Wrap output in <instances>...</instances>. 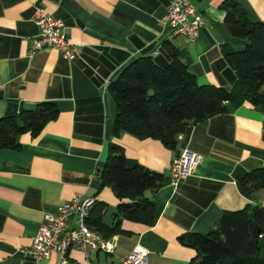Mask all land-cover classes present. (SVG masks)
Returning a JSON list of instances; mask_svg holds the SVG:
<instances>
[{"label":"crops","instance_id":"0c3cea01","mask_svg":"<svg viewBox=\"0 0 264 264\" xmlns=\"http://www.w3.org/2000/svg\"><path fill=\"white\" fill-rule=\"evenodd\" d=\"M172 0H0V116L17 114L43 101L54 102L59 116L37 136L20 137L21 149H0V264H60L59 253L44 260L25 256L45 214L77 194L104 203L103 221L112 226L120 200L97 176L109 142L125 151L127 165L162 172L164 185L146 195L157 205L153 225L122 220L113 253L73 248L70 264H120L134 248L148 251L147 264H190L196 251L179 241L192 232L207 233L225 210L247 204L264 207V189L253 195L240 186L246 172L264 165V111L248 102L180 134L174 149L159 140L122 133L113 138L116 104L108 84L131 61L152 57L166 67L169 41L200 84L232 89L237 74L226 55L248 41L231 34L227 0H191L204 25L194 42L169 38L161 19ZM251 21H264V0H233ZM37 8L62 19L75 47L74 59L59 50L31 52L39 29ZM200 156L193 172L177 187L170 184L173 159L182 150ZM127 201V200H124ZM70 227H76L72 216ZM264 264V233L261 237Z\"/></svg>","mask_w":264,"mask_h":264},{"label":"trees","instance_id":"16d2710c","mask_svg":"<svg viewBox=\"0 0 264 264\" xmlns=\"http://www.w3.org/2000/svg\"><path fill=\"white\" fill-rule=\"evenodd\" d=\"M225 10L231 34L248 41L244 50L226 55L237 74L234 87L200 84L181 60L178 48L166 41L171 57L166 67H160L150 56L139 57L108 84L116 104L113 138L129 133L159 140L174 149L178 136L189 126L226 112L228 103L238 107L248 102L264 111V21H251L245 9L233 0H227ZM59 113L54 102L43 101L17 114L0 116V149H21L22 135H39ZM97 176L100 186L111 187L120 203L112 226L103 221L106 205L102 203L95 211L92 209L87 219L90 227L110 238L127 233L121 228L122 220L153 225L157 205L146 193L164 185L162 172L139 164L129 167L124 149L111 141ZM239 184L249 195L264 189V165L246 172ZM263 233L264 207L247 204L239 210H225L207 233H187L179 241L196 251L190 264H263Z\"/></svg>","mask_w":264,"mask_h":264},{"label":"built area","instance_id":"2783aa9c","mask_svg":"<svg viewBox=\"0 0 264 264\" xmlns=\"http://www.w3.org/2000/svg\"><path fill=\"white\" fill-rule=\"evenodd\" d=\"M34 22L39 32L32 39L31 52L52 48L59 50L64 58H75V47L65 32V23L62 19L37 8ZM161 22L169 29L170 39L182 36L187 42H194L204 25V17L191 0H172ZM199 161L200 156L196 153L186 149L179 152L172 161L170 184L177 187L193 172ZM94 205V198L84 197L82 194L66 200L58 207L56 214H45L31 245L22 248L21 252L36 260H44L54 253H59L60 264H70L69 252L73 248L86 251L91 247L107 254L113 253L115 240L105 238L87 224ZM72 216L76 218V227H70L68 223ZM147 260L148 251L138 246L121 257L120 264H147Z\"/></svg>","mask_w":264,"mask_h":264}]
</instances>
